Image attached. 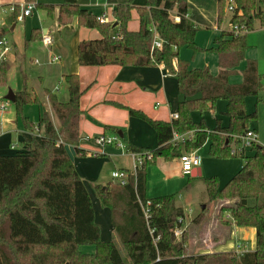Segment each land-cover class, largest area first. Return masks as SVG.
I'll list each match as a JSON object with an SVG mask.
<instances>
[{
    "label": "trees",
    "instance_id": "16d2710c",
    "mask_svg": "<svg viewBox=\"0 0 264 264\" xmlns=\"http://www.w3.org/2000/svg\"><path fill=\"white\" fill-rule=\"evenodd\" d=\"M133 1L116 4L114 20L104 23L80 7L77 0H64L57 10L59 24L67 25L76 19L77 26L95 28L100 34L99 38L78 43L79 65L162 64L176 77L180 100L177 118L172 121L151 119L139 110L116 104L152 126L157 147L149 150L151 158L143 161L126 183L95 185L96 197L101 206L109 209L114 232L131 264H264V146L249 147L253 152L248 155L240 153L244 164L223 186H219L215 176L203 179L208 201L226 202L218 209L219 220L226 212L235 225L255 228L252 251L189 253L186 229L179 237L174 234L178 218L184 214L182 207L176 205L174 194L146 196L147 168L157 158L179 157L206 142L210 155L230 156L233 137L250 130V121L257 119L256 112L246 111L245 98L258 97L264 89V73L258 71L254 59L246 57L249 49L246 34L255 21L264 27V0H231L230 29L221 31L214 38L215 46L208 49L217 54L219 70L215 75L207 67L190 68L188 60L179 58L181 48L193 54L201 51L195 42L198 26L187 17L188 0H145L144 6H136ZM229 1L216 0L218 21ZM25 2L34 3L50 17L55 12L51 4ZM133 9L138 14L137 30L128 29ZM19 11V6H14L13 20ZM174 15L179 16V21H174ZM151 26L162 40L159 49H150ZM39 36L40 30L32 29L28 40ZM242 61L245 66L241 82H230ZM7 70L6 62L2 63L0 86L6 84ZM64 81L68 91L66 101H59L56 93L45 91L51 114L44 111L40 118L42 135L38 139L33 136L24 139L25 147L19 151L0 155V264H126L112 241L100 239L90 196L67 152L66 146L71 145L81 156L85 155L78 147L83 91L76 73L64 75ZM218 99L226 102L223 111L228 118L226 125L217 120L210 130L203 121L192 120L193 111H212ZM33 103H37V98L26 88L14 93L16 115L21 116L29 130L34 125L22 116V108ZM188 131L195 132L193 140L171 141L173 133ZM127 150L144 149L130 146ZM147 200L150 204L145 217L141 205ZM84 245L94 246V252H82L80 247Z\"/></svg>",
    "mask_w": 264,
    "mask_h": 264
},
{
    "label": "crops",
    "instance_id": "0c3cea01",
    "mask_svg": "<svg viewBox=\"0 0 264 264\" xmlns=\"http://www.w3.org/2000/svg\"><path fill=\"white\" fill-rule=\"evenodd\" d=\"M44 1L49 2L45 3ZM63 1L64 0H37L38 3L53 5L55 7L53 16L50 17L43 9H37L34 7L28 16H25L22 21H19L16 18L13 20V11H8V8L16 5L20 7L26 3L25 0H0V18L5 24L3 33L8 39L10 46L5 61L6 64H8L9 69L12 67V64L9 62L13 59H18L23 62L27 58L34 64H41V62L44 64L49 62L52 56H59V60L55 62L57 67L56 74L59 77V81L65 82L64 75L76 73L78 75L80 89L83 91L80 97V114L78 120L79 138L86 136L92 137L101 133H117L119 137H121L120 139H122L123 145H125L124 147L129 148L130 146H133L144 150L155 149L157 147V138L152 126L141 118L129 115L125 108L118 107L116 104L139 110L151 119L172 121L174 120L173 116L177 112V104L180 100L177 93L175 75L169 73L162 64L144 67L79 65L77 63L78 43L82 40L99 38L100 34L95 28L59 25L57 22V10L58 6L62 4ZM123 1L124 0H77V3L80 7L87 9L91 13H95L96 17L104 15L107 22H109L114 20V6ZM133 4L136 6H144L145 0H134ZM212 6H214V4ZM187 8V17L193 23L196 22L189 14L191 10H196L201 15L205 16L206 7L202 4V0H188ZM94 9H96V12L93 11ZM33 15L38 16V18L40 17V19L42 17V23L40 26H34L37 24L32 19ZM44 17H46L45 20H43ZM32 29H39L40 36L36 40L29 41L28 39ZM128 29H138V14L135 9L131 11V19L128 22ZM221 31L224 30H220L217 34L213 35L209 46L200 47L195 37L197 46H199L201 50H208L211 47H214V38L217 37ZM45 33L49 34L52 38V44L49 46H46L41 42L42 36ZM253 48L254 46H252V49ZM211 52L212 53L205 52L202 56V60H199L197 59L198 56L193 54L191 50L181 48L179 50V58L182 60H188L190 68L207 67L210 73L215 75L219 70L217 54L213 51ZM251 52L252 51H250V55L246 54V57L254 59L257 62L258 68V61L256 57L251 55ZM209 55L210 57H208ZM32 56L34 59H32ZM173 65L174 67L176 66V59L173 60ZM244 66L245 62L242 61L238 65L236 73L229 78L230 82H241L242 69ZM235 77L238 78V80H233ZM39 80H42V76L39 77ZM44 89L45 91L49 90L56 93L59 101L64 102L68 99V97L59 96V88L57 86H54L53 89L46 87H44ZM44 89L42 91H35L34 88L29 90L30 94L37 98V103H35L37 107L35 108L34 117H32L33 115L28 111V105L22 109L23 116L27 117L34 126L39 124L43 112H49L50 110ZM12 93L14 94L15 92ZM256 101H259V95L256 97ZM210 112H213V110ZM252 112H256V110ZM3 113H0V115ZM217 120H219V124L221 125L227 124H223L220 118H215V125ZM4 122L7 126L3 130L0 129V155L14 153L15 143L17 141L21 142L23 149L25 147L23 142L24 139H29L32 136L38 139L35 132H33V129H26L21 122L20 124L18 123V118H7L4 119ZM106 126H110L112 129L105 128ZM250 130H253L256 134V131L251 127ZM13 132L17 133L16 138L11 136ZM78 141V147L85 152L84 156H81L79 152H76V149L71 145H67L66 149L84 184H86L87 179L93 184V186L97 184L106 185L107 183L114 182L113 180H107L109 179V173L111 175L113 170L121 169L127 170L128 172L132 171L134 161L131 154L128 152L117 150V146L115 145H106L103 148H100L95 145L91 139L88 141ZM232 143L238 142L232 141L231 144ZM231 144L230 149L232 148ZM247 149L248 148H245L241 153L246 155ZM196 150L198 151V149ZM90 151H94L95 153L92 154ZM175 158L176 159L174 160L173 158L169 160L171 163L175 162L177 168L173 171V174L165 176L166 178H170L172 175L182 176L179 157ZM160 159L162 158H157L156 162ZM113 160L117 162L121 161V163L118 164L119 167L116 168L114 164V168L111 169V172L105 171L106 167L104 165L106 163L110 164ZM200 174L201 162L197 168H194L191 171L190 175L200 176ZM88 194L91 200L92 193L88 191ZM93 201L94 204H92V207L94 211V220L100 230V239L102 241H113L117 236L113 229L109 209L101 206L96 197L95 191ZM225 203L226 202L215 203V210L213 211L212 216L208 219L205 218V216L201 217V220H199L200 218L195 219L198 216L197 215L189 218L188 221L182 225V229H185L187 226L186 230L189 232L188 242H204V238L202 239L200 235L198 236L200 226H206L208 231L206 236L208 234L212 236L210 238L211 243L209 246L208 244H205L200 248H196L199 245H193V248L198 249V254L210 252H234L237 254L238 252H236L235 247L238 243L245 246V251L254 250L256 237L255 228L235 225L228 213L225 212L226 214H223L224 216L222 219L218 220V224L213 225L215 222L213 221V226L210 225V223L204 225L206 222L210 221L213 216L216 218L219 207ZM203 207L204 205L201 209H203ZM82 247L83 246L80 247V250L85 252L84 249L82 250ZM88 251L89 252L87 253H92L91 249H88Z\"/></svg>",
    "mask_w": 264,
    "mask_h": 264
},
{
    "label": "rangeland",
    "instance_id": "374dc122",
    "mask_svg": "<svg viewBox=\"0 0 264 264\" xmlns=\"http://www.w3.org/2000/svg\"><path fill=\"white\" fill-rule=\"evenodd\" d=\"M46 2H49V1H46ZM202 4L206 7L205 16L201 15L196 10H191L189 12L190 16H192L191 18L196 22L195 24H197L198 26V31L195 37L200 47L209 46L213 35L217 34L218 31L230 29V25H229L230 10L228 9L229 2L226 4L225 9H224V14L219 21L217 20V7L215 5L216 4L215 0H202ZM213 4L214 6H212ZM93 11L96 12V9H94ZM34 13H35V10H34ZM93 14L95 15V13ZM32 19L37 24L34 26H40V24L42 23V17L40 19V17L38 18V16L33 15ZM45 19L46 17L43 18V20ZM68 25L79 27L77 26L76 19L72 20L71 23L65 26H68ZM80 28H83V27L80 26ZM57 36H60V35H57ZM246 41L248 45L250 46L246 54L250 55V51H252L251 55L256 57L258 61L259 71L261 73H264V27H261L258 21H255L254 29L247 32ZM252 46H254L253 49H252ZM205 52L212 53L210 50L198 51L197 53H195V55L198 56L197 59L202 60V56L204 55ZM190 56H191V52H190ZM208 57H210V55ZM32 59H34L33 56H32ZM13 60H10L9 62L12 64V67L9 69V66H8L6 84L3 86H0V103L6 100L4 96L9 91L18 92V91H22L24 88H26L28 91L31 88H34L35 91H42L44 87L53 89L54 86H57L59 88V94H60L59 96L68 97V91H67L65 82L59 81V77L56 74L57 67H56L55 62H47L49 64L47 63L42 64V62L40 61L42 64L41 65V64H34L31 61H29L27 58L23 62H21V60L19 61L18 59H13ZM40 76H42L41 81L39 80ZM233 80H238V78L235 77ZM44 92H45V89H44ZM258 95H259L258 102L256 101L255 96L249 95L245 98V104H246V109L248 112H252L256 110L257 119L255 121H250L249 126L256 131V136H257L256 144L260 146H264V89H262V91ZM225 104H226L225 100L218 99L215 104V108L213 112L204 111L203 113H200L197 110L193 111L191 113L192 120L194 122L203 121L210 128V130H212L215 126V118H220L222 120V123L226 124L228 122V119L222 113V111L225 109ZM27 105H28V111L30 112L31 115H33L32 117H34L35 108L37 106L35 105V103L27 104ZM27 105H24L23 108ZM6 111L7 112L0 115V129L3 130L6 128L7 125L4 122V119H7V118H18V123L20 124L21 122V124L24 127L21 116L16 115L13 102L10 101L9 107ZM49 113L51 114L50 110H49ZM22 116H23V113H22ZM16 135L17 133L13 132L11 136L16 138ZM120 142L123 144L122 139H120ZM231 146L238 147L239 144L232 143ZM21 149H22V144L20 141H17L15 143L14 150L19 151ZM117 150L121 151L119 147H117ZM246 152H247L246 155H248V154H251L253 150L248 148ZM198 153L201 156L200 176L184 175L181 171L182 176L172 175L170 178H166L165 176H170L169 174L174 173L173 171L176 170L177 166L175 162L171 163L170 160H164L163 158L158 160L155 164L150 165L147 168V173H146L147 196L150 198H153V197H158V196H163V195L174 194L175 203L176 205L182 207L184 214H185L186 222L188 221L189 218L195 217L199 214H200L199 220H201V217H204V216L205 218L208 219L209 217L212 216V213L215 210L214 209L215 203L221 202V201H215V202L208 201V198L205 193L203 179L206 177L215 176L218 180L219 186L221 187L229 180L231 176H233L241 168V166L244 163V160L239 156L240 153L236 155H230L227 157H218V156L210 155L208 152L207 142L198 148ZM174 159L176 158H173V160ZM119 163H121V161L117 162L114 160L113 162H110V164L106 163L104 165L106 167L105 171L111 172V169L114 168V164H115V167L117 168L119 167L118 165ZM180 170H181V163H180ZM110 176L111 175L109 173V179L107 180L112 181L113 179ZM85 185H86L87 190L90 193H92L91 204H94V201H93L94 186L87 179H86ZM222 202H225V201H222ZM203 205L204 207L203 209H201ZM223 216L224 215H222L221 219L223 218ZM218 220L219 219L217 218V215H216V218L215 216H213L210 219V221L206 222L204 225H208L209 223L210 225H212L213 221H215L213 225H216L218 224ZM185 229H183V231ZM206 233H208L207 227L200 226L199 231H198V236L200 235L202 239L204 238L203 239L204 242L200 241L199 243H192V242H188L189 232L186 230L187 248H188L187 251L189 253L198 254V249L196 248H200L202 245L204 246L205 244H208V246L210 245L211 243L210 238L212 236H210L209 234L206 236ZM112 242L119 249L121 256L123 260L125 261V263L131 264L119 239L115 238ZM196 244H198L199 246L196 248H193V245H196ZM83 249L86 253L89 252L88 249H91L92 250L91 252H93L92 245H84L82 247V250Z\"/></svg>",
    "mask_w": 264,
    "mask_h": 264
},
{
    "label": "built area",
    "instance_id": "2783aa9c",
    "mask_svg": "<svg viewBox=\"0 0 264 264\" xmlns=\"http://www.w3.org/2000/svg\"><path fill=\"white\" fill-rule=\"evenodd\" d=\"M34 3H25L24 5L20 6L19 14L17 15L16 19L19 21H22L25 16H28L32 9L34 8ZM228 9L232 11L233 9V2L229 1ZM8 11H14V6H10L8 8ZM99 22H107V19L104 15H99L96 17ZM174 21H179V16L174 15L173 16ZM5 27L4 21L0 18V65L6 61L7 53L10 50L9 41L6 38V36L3 33V29ZM151 31L153 33V38L151 42L150 49L153 50L155 48L159 49L162 46V40L160 39L158 33L156 32L155 28L151 26ZM41 42L49 46L52 44V38L49 34L45 33L42 36ZM59 60V56L54 55L52 58H50L49 62H57ZM10 101L5 100L4 102L0 103V113L5 112L9 107ZM174 119L177 118V114L173 116ZM33 132H35L36 136L39 138L42 135V128L40 124H37L33 128ZM195 137L194 131H188L183 134H176L173 133L172 142H181L184 143L186 140H193ZM92 140L95 145H97L100 148H103L106 145H115L121 149L122 152H128L131 154L133 158V169L131 172H128L127 170H121V169H115L111 172V177L114 182H117L119 184H124L127 182V179L130 175H135V171L139 165L151 158V152L149 150H142V151H128L126 147H124L123 144L120 142V137L117 133H101L96 136H86L81 137L79 140ZM233 141L238 142V147H232L230 149V153L235 155L238 153H241L245 148L252 147L256 145L257 143V137L253 130H248L244 134L239 136H234ZM127 150V151H126ZM98 152V151H97ZM90 153H95L94 151H90ZM179 160L181 163V171L184 175H190L191 171L194 168H197L200 165L201 162V156L199 155L198 151L196 149H192L190 151L184 152L179 156ZM150 204V201H146L145 205H141L142 211L144 213V216H148V206ZM189 211V210H188ZM179 226L174 230V234L179 237L181 236L183 229L182 225L186 223L185 214L180 216L178 218ZM245 246L241 243H238L235 247L236 252L239 254L244 252ZM237 253V254H238Z\"/></svg>",
    "mask_w": 264,
    "mask_h": 264
},
{
    "label": "water",
    "instance_id": "95a60500",
    "mask_svg": "<svg viewBox=\"0 0 264 264\" xmlns=\"http://www.w3.org/2000/svg\"><path fill=\"white\" fill-rule=\"evenodd\" d=\"M114 26H115V24H114ZM5 99L8 101L14 102V94L11 91H9L7 93V95L5 96ZM65 264H68V263H65Z\"/></svg>",
    "mask_w": 264,
    "mask_h": 264
}]
</instances>
